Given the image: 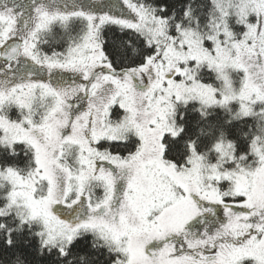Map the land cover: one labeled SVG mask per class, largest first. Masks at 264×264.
Masks as SVG:
<instances>
[{"label":"snow or ice","instance_id":"6c2138e0","mask_svg":"<svg viewBox=\"0 0 264 264\" xmlns=\"http://www.w3.org/2000/svg\"><path fill=\"white\" fill-rule=\"evenodd\" d=\"M0 264H264V0H0Z\"/></svg>","mask_w":264,"mask_h":264}]
</instances>
